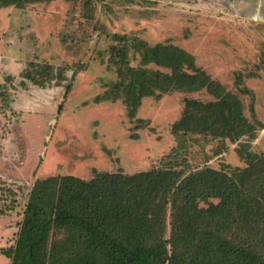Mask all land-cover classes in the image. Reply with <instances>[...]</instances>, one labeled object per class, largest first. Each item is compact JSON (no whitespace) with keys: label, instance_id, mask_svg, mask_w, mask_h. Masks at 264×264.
I'll return each mask as SVG.
<instances>
[{"label":"rangeland","instance_id":"374dc122","mask_svg":"<svg viewBox=\"0 0 264 264\" xmlns=\"http://www.w3.org/2000/svg\"><path fill=\"white\" fill-rule=\"evenodd\" d=\"M85 1L0 9V91L10 97L8 106L0 98V210L13 207L0 216V264H9L1 250L12 245L38 179L170 167L229 172L245 166L238 152L244 142L264 154V0ZM138 42L192 55L196 67L240 99L254 138L173 135L185 99L214 100L205 90L142 98L133 117L123 99L100 100L127 81L110 60L111 46L126 43L129 67L169 72L142 64ZM32 65H48L55 78L33 84L23 77Z\"/></svg>","mask_w":264,"mask_h":264},{"label":"trees","instance_id":"16d2710c","mask_svg":"<svg viewBox=\"0 0 264 264\" xmlns=\"http://www.w3.org/2000/svg\"><path fill=\"white\" fill-rule=\"evenodd\" d=\"M43 1L54 0H0V9ZM98 1L86 0L85 6ZM135 47L142 64L169 72L129 67L126 43L111 46L110 60L125 69L127 81L100 100L123 99L133 117L142 98L205 90L214 100L185 99L173 135L231 142L254 138L240 99L196 67L192 55L171 44ZM31 68L23 77L37 86L55 78L48 65ZM242 93L251 95L247 89ZM0 98L10 103L6 92L0 91ZM239 145L245 166L229 172L205 166L184 173L170 167L95 172L88 180L38 179L13 243L1 254L9 264H264V154L253 153L248 142ZM12 208L0 210V216Z\"/></svg>","mask_w":264,"mask_h":264}]
</instances>
